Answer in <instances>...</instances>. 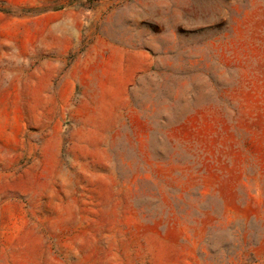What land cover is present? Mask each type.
<instances>
[{"label": "rangeland", "instance_id": "1", "mask_svg": "<svg viewBox=\"0 0 264 264\" xmlns=\"http://www.w3.org/2000/svg\"><path fill=\"white\" fill-rule=\"evenodd\" d=\"M0 264H264V0H0Z\"/></svg>", "mask_w": 264, "mask_h": 264}]
</instances>
